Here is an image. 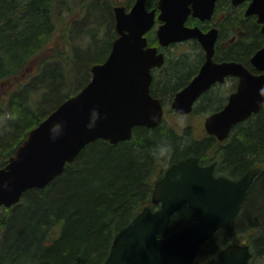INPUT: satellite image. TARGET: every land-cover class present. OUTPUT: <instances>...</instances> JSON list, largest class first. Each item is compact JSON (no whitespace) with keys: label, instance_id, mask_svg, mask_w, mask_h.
<instances>
[{"label":"trees","instance_id":"trees-1","mask_svg":"<svg viewBox=\"0 0 264 264\" xmlns=\"http://www.w3.org/2000/svg\"><path fill=\"white\" fill-rule=\"evenodd\" d=\"M134 1L0 0V87L39 60L33 74L0 95V113L17 114L0 124V167L30 129L90 81L91 66L106 59L117 36L114 7L130 8ZM157 1L147 0V7ZM254 47L235 44L229 56L246 57ZM47 50L55 54L42 57ZM177 65L165 78L166 89L187 67ZM185 136L189 142L179 143ZM164 137L175 147L158 161L151 152ZM191 155L217 159L238 176L262 168L237 217L201 246L194 264L231 242L249 243L250 264H264V108L224 141L197 136L192 124H174L166 115L156 127H135L130 140L87 144L46 187L28 189L18 203L0 207V264H103L115 236L146 205L154 206V184L167 166ZM194 221L184 205L173 214L171 229Z\"/></svg>","mask_w":264,"mask_h":264},{"label":"water","instance_id":"water-1","mask_svg":"<svg viewBox=\"0 0 264 264\" xmlns=\"http://www.w3.org/2000/svg\"><path fill=\"white\" fill-rule=\"evenodd\" d=\"M215 4L216 0H158L149 9L147 0H135L130 8L115 6L118 35L107 58L91 66L90 81L30 129L0 167V207L18 203L28 189L46 187L87 144L98 139L117 144L130 140L135 127L153 128L163 121L161 99L151 93V69L161 65L164 56L148 45L146 35L157 21L161 45L195 37L206 52L198 74L171 102L177 113H190L203 92L230 74L240 77L238 89L223 109L206 117L208 134L223 141L234 125L258 113L264 106V73L252 74L236 61H213L217 29L204 32L186 25L189 15L210 18ZM247 13L258 15L264 32V0H251ZM251 61L264 70V46ZM155 113L158 120L151 119ZM215 164L201 165L198 156L170 164L152 191L156 207L145 206L115 236L103 264H194L201 246L239 214L262 169L249 168L234 180L215 176ZM184 205L195 221L172 230V216ZM251 257L249 244L233 242L202 264H249Z\"/></svg>","mask_w":264,"mask_h":264},{"label":"flooded vegetation","instance_id":"flooded-vegetation-1","mask_svg":"<svg viewBox=\"0 0 264 264\" xmlns=\"http://www.w3.org/2000/svg\"><path fill=\"white\" fill-rule=\"evenodd\" d=\"M250 2L251 0H243L240 2H233V0H216L214 11L210 18L202 20L199 17L189 15L186 25L191 27L199 26L204 32L217 29L213 61L217 63L236 61L242 63L252 74L259 75L264 73V70L257 69L253 65L251 59L253 55L264 46V32L262 31L263 24L259 22L258 15L255 13H247ZM159 24L160 22L157 25ZM156 28L157 26L151 30L155 31L152 40H150L151 38L149 39L151 31L147 33L149 39L148 45L156 46L158 48L157 51L163 54L164 61L161 65L154 66L151 69L153 75L151 93L158 98H170L171 103L176 93L190 83L198 74L200 67L206 60V52L200 41L195 37L171 42L168 45H161L156 35ZM154 38H156V40H154ZM189 43H195L196 47L193 50V59L190 58V61H187L184 55H181L182 52L177 50V47ZM235 44H241L242 46L255 44V47L246 57H231L229 56V52L231 47ZM182 63L187 64V67L184 71H179L181 80H179V82L176 81L173 88L166 89L164 82L168 72L175 70V65L178 66L177 64ZM239 82L240 77L231 74L225 76L223 81H216L208 90L199 96L193 105L192 112L197 107L199 108L197 110L200 111L198 113L204 114L207 117L223 109L228 103L230 95L237 91ZM162 101L165 107L166 103L163 99ZM263 108L264 106L261 110ZM258 113L253 114L249 118H254ZM240 123L234 125L231 132L234 131ZM212 163H216L214 167L215 176L224 175L231 179H238L249 169L248 168L244 173L238 176L234 175L233 171H228L222 164H219V160L217 159L208 161L200 158L201 165L206 166Z\"/></svg>","mask_w":264,"mask_h":264},{"label":"rangeland","instance_id":"rangeland-1","mask_svg":"<svg viewBox=\"0 0 264 264\" xmlns=\"http://www.w3.org/2000/svg\"><path fill=\"white\" fill-rule=\"evenodd\" d=\"M152 32L155 34V31H151L150 34H152ZM56 33H58L56 31ZM153 35V34H152ZM196 47L195 43H189V44H183L177 47V50H180L182 52L181 55H184V58L187 61H190V58L193 59V50ZM54 51L52 50H47L44 51L41 56L42 57H46V56H52L54 55ZM38 61H34L32 63H30L29 65H27L23 71L22 74H19V79L15 80L13 83L8 84L10 82H7L5 85L3 84L0 87V95H3L7 92V90L9 89V87H13L16 86L17 82H24L31 74H33V72L36 71V68L38 66ZM194 68V67H193ZM92 75V73H91ZM91 78V77H90ZM161 100L163 99L166 103V112H167V118L169 117L170 121H172L174 124H185L187 125L188 123L192 124L194 126V130H195V134L197 136H203L206 133L205 127H204V120L206 115L204 114H200L198 112L200 111H196L194 114H186V115H177V113L172 109L171 107V103H170V98H160ZM163 102V101H162ZM199 109V108H197ZM214 154L211 153L210 156H208V158H213Z\"/></svg>","mask_w":264,"mask_h":264},{"label":"clouds","instance_id":"clouds-1","mask_svg":"<svg viewBox=\"0 0 264 264\" xmlns=\"http://www.w3.org/2000/svg\"><path fill=\"white\" fill-rule=\"evenodd\" d=\"M16 113L11 112V111H6L4 113H0V124H6L8 120L10 119H16ZM152 120H158L159 119V114L155 113L154 115L151 116ZM89 127H95V124L89 125ZM189 139L188 137H183L182 140L179 141V143L184 144L188 143ZM175 145L168 140L167 137H164L160 139L152 149V156L156 160H163L166 159L174 150Z\"/></svg>","mask_w":264,"mask_h":264},{"label":"bare ground","instance_id":"bare-ground-1","mask_svg":"<svg viewBox=\"0 0 264 264\" xmlns=\"http://www.w3.org/2000/svg\"><path fill=\"white\" fill-rule=\"evenodd\" d=\"M81 89H82V88H81ZM81 89H80V90H81ZM80 90H79V91H80ZM79 91H78V92H79ZM78 92H77V93H78ZM75 94H76V93H75ZM73 95H74V94H73Z\"/></svg>","mask_w":264,"mask_h":264}]
</instances>
